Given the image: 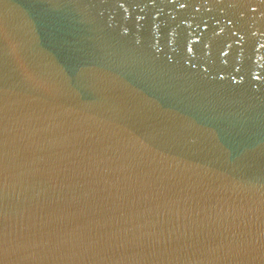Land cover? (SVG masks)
<instances>
[{
	"label": "water",
	"instance_id": "1",
	"mask_svg": "<svg viewBox=\"0 0 264 264\" xmlns=\"http://www.w3.org/2000/svg\"><path fill=\"white\" fill-rule=\"evenodd\" d=\"M0 264H264V0H0Z\"/></svg>",
	"mask_w": 264,
	"mask_h": 264
}]
</instances>
